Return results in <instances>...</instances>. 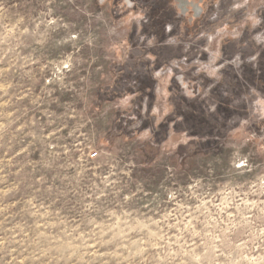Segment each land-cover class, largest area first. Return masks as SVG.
<instances>
[{
	"label": "rangeland",
	"instance_id": "obj_1",
	"mask_svg": "<svg viewBox=\"0 0 264 264\" xmlns=\"http://www.w3.org/2000/svg\"><path fill=\"white\" fill-rule=\"evenodd\" d=\"M0 264H264V0H0Z\"/></svg>",
	"mask_w": 264,
	"mask_h": 264
},
{
	"label": "built area",
	"instance_id": "obj_2",
	"mask_svg": "<svg viewBox=\"0 0 264 264\" xmlns=\"http://www.w3.org/2000/svg\"><path fill=\"white\" fill-rule=\"evenodd\" d=\"M90 157H91V159H97L98 158V153L96 152V153H92L91 155H90Z\"/></svg>",
	"mask_w": 264,
	"mask_h": 264
}]
</instances>
